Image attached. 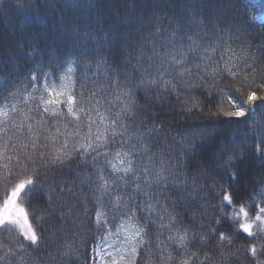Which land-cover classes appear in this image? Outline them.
I'll return each mask as SVG.
<instances>
[{
  "label": "trees",
  "instance_id": "trees-1",
  "mask_svg": "<svg viewBox=\"0 0 264 264\" xmlns=\"http://www.w3.org/2000/svg\"><path fill=\"white\" fill-rule=\"evenodd\" d=\"M52 2L53 0H4L0 3V86L15 91L11 84L19 87L17 78L24 79L30 74H36L39 80L41 74L35 72L37 66L44 71L59 72L66 60L75 59L79 62L74 77L75 92L83 90L85 106L93 105L98 99L101 101L102 111L105 107H110L112 112L118 111L122 105L115 100L116 90L109 81L113 73L118 72L121 83H139L140 73L135 60L139 49H129L133 57L131 60L124 52L106 57L109 61L107 65L99 63L101 57L93 55L92 49L98 47L97 41H102L107 47L108 40L112 38L113 25L119 28L130 15H143L150 7L148 0H55L58 5L77 3L84 6L71 11H62L59 7L54 10L44 7ZM220 3L221 20H226L229 26L223 34V41L209 33L201 49L216 47V51L204 53L201 50L188 54L192 74L186 75L184 79L195 82L196 86L189 89L187 84L177 83L176 92L171 88L165 90L153 87L145 90L134 87L136 109L127 123L130 136L147 134L145 139L154 170H158L162 164L175 166L172 167L174 182L169 183L161 196L169 211H172L175 204V213L183 218V224L197 232H208L210 227L215 226L217 236L219 232L233 236L231 245L225 243L226 256L221 257L216 236L209 233V246L200 249L199 259L203 260V252L207 251L218 264H249L250 254L245 249L248 243L253 242V238L239 233L228 222L231 208L226 203L222 216L219 207L221 196L218 193L221 192V185L228 186L227 191L233 196L234 206L245 203L250 216L254 215L257 207L264 206V197L259 195L264 191V159L254 150L260 136L264 135V103L257 101L256 105H245L254 111L241 121L233 120L226 129L228 134L235 136L237 142L246 141L239 144V150L245 152V157L238 162L241 172L235 181L222 168L223 158L214 159L220 143H228V140L224 129L226 118L212 113L217 111L220 103V88H225L228 95L239 102L245 100L249 90L260 94L258 84L264 81V26L252 17L264 15V0H220ZM167 10L171 11L170 8ZM25 15L42 22L34 26L29 35L22 37L17 30L16 21ZM144 34L147 35V32ZM160 50L164 51L163 48ZM201 55L208 58L200 61L197 58ZM225 62L232 71L239 74L238 81L243 80V73L247 72V81L254 80L255 83L250 88L239 83L233 85L231 77L223 73V80L214 87L209 78L195 68L196 63H201L202 68L207 67L209 72L218 67L222 70ZM249 65L254 66L255 71L248 69ZM53 79L59 83L58 75ZM179 79L177 76V80ZM236 87H241V91L237 92ZM39 95L38 91L32 98H27V92L21 89L13 101L20 109L14 114L16 122L23 120L24 115L29 119L25 121L24 128L13 135L5 157H0V199L3 197V182L6 180L11 187L16 181L15 171L12 177H7V169L3 167L5 163L15 164L14 160L9 162L6 159V156L15 154L11 145L15 144L16 152L21 155L25 151H32L28 123L36 125L40 117H45L44 122L34 127L33 131L38 130L39 143L48 145L49 149L59 147L64 139L63 135H57L55 141L45 139L55 134L57 127L63 131V125L55 124L53 118H48L43 113ZM77 99L79 101L80 97ZM185 100L189 104L198 101L203 112L199 108L189 111L188 105L184 104ZM223 109H230L227 101L223 103ZM67 119L71 120V117ZM149 129L153 131L148 133ZM202 129L207 131L202 133ZM2 143L3 139H0V144ZM24 144L29 147H22ZM193 144L195 147H190ZM259 147L264 148V145ZM143 159L146 164L149 163L147 156ZM40 171L41 175L37 179L43 183L29 196L27 204L33 226L42 239L38 245L31 246L29 242L23 241L18 232L5 226V230H0V264H97L98 256L93 249L98 248L102 238L94 222L96 206L92 203V193L81 182L93 171L92 164L77 156L62 166L47 170L41 168ZM172 180L170 175V181ZM52 187L57 188L58 192L62 190V200L50 206L47 194ZM84 201L88 202L87 213L84 212ZM60 203L65 207L60 208ZM40 214L44 218L38 222L36 217ZM139 215L143 216L144 213ZM218 218L220 224H216ZM119 219L117 215L112 221L113 228ZM148 231L153 240L152 247L147 251L141 250L137 264H160L155 251L156 229L151 223H148ZM255 242L258 245L264 243V236L256 238ZM21 243L25 245L26 251L20 250ZM66 246H71L74 254L64 255ZM190 251L196 249L192 248Z\"/></svg>",
  "mask_w": 264,
  "mask_h": 264
},
{
  "label": "snow or ice",
  "instance_id": "snow-or-ice-1",
  "mask_svg": "<svg viewBox=\"0 0 264 264\" xmlns=\"http://www.w3.org/2000/svg\"><path fill=\"white\" fill-rule=\"evenodd\" d=\"M3 2L4 0H0V3ZM148 5L150 7L143 15H130L119 28L113 25L112 38L108 40L107 47L102 41H97L98 47L92 49L93 55L101 57L99 63L105 65L109 63L106 57L124 52L131 60L133 57L129 49H139V54L135 56L137 71L140 73L139 83L135 85L121 83L118 72L113 73L109 81L116 90L115 100L120 101L122 105L118 111L112 112L110 107H105L102 111L101 101L98 99L93 105L85 106L83 90L80 93L75 92L74 77L79 67V62L75 59L66 60L60 66L59 72L44 71L42 67L37 66L35 72L41 74L39 80L36 74H30L24 79L17 78L19 87L9 82L15 91L0 86V139H3V143L0 144V157H5L13 135L17 130H22L25 121L29 119L24 115V119L17 123L14 115L20 111L17 103L13 101L21 89L27 92V98H32L33 94L39 91L38 99L43 106V113L48 118H53L55 124L63 125V131L57 127L56 133L45 139L55 141L57 135L64 136L59 147L49 149L48 145L40 144L38 130L33 131V128L44 122L45 117L42 116L36 121V125L27 124L31 152L25 151L21 155L16 152V145H11L15 154L6 156V159L9 162L14 160L15 164L5 163L3 167L7 169V177H12L15 171L16 181L11 187L6 180L3 182L0 230H5L7 226V229L18 232L23 241L29 242L31 246L38 245L42 237L33 226L27 200L43 183L37 179L41 175L40 170L62 166L78 156L82 161L92 164L93 171L81 182L87 185L92 193V203L96 206L94 222L97 230L101 232L102 240L107 243V249H112L108 251L102 245L93 249L95 255L99 257V264H137L141 250L147 251L152 247L153 240L149 235L148 223L156 229L155 251L160 264H205V261H208V264H218L207 251L203 252L204 259H199L200 249L209 246V233L216 236L220 256H226L224 246L225 243L228 245L233 243L232 235L219 232L217 236L215 226L210 227L208 232H197L183 224V218L175 213V204L172 211H169L161 196L169 183L174 182L172 167L175 166L168 167L162 164L158 170H154L150 164L151 156L145 139L147 134L138 133L134 137L130 136L127 121L133 117L136 109L134 87L145 90L153 87L165 90L171 88L173 92H176L177 83L187 84L189 89L195 87V82L184 79L186 75L192 74L188 54L201 50L204 53H214L216 47L201 49L206 36L211 33L216 35L219 41H223V34L229 26L226 20H221L220 0H148ZM82 6L84 5L77 3L58 5L55 0L44 5L46 9L54 10L59 7L62 11L65 9L71 11ZM169 8L171 11L167 10ZM60 18L64 19L63 16ZM252 19L259 20L264 26V15L253 16ZM41 22L25 15L16 21V27L23 37L29 35L30 30ZM186 41L189 43H185ZM161 48L164 49L163 52ZM207 58L201 55L197 59L203 61ZM195 68L202 71L214 87L223 80V73L231 77L230 82L233 85L239 83L250 88L251 84L255 83L254 80L247 81V72L243 73L244 79L238 81L239 74L232 71L227 62L224 63L222 70L218 67L209 72L207 67L202 68L201 63H196ZM248 69L255 71L252 65H249ZM196 74L200 75V72ZM57 75L58 84L53 79ZM258 87L261 90L260 94L249 90L243 102L228 95L225 88H220V103L217 111L212 113L222 115L227 120L224 129L228 143L224 141L220 143L214 159L223 158L222 168L233 181L238 179V173L241 172L238 162L243 161L245 157V152L239 150V144L246 141L237 142L235 136L228 134L226 129L233 120L241 121L254 111L245 105H256L257 101L264 103V81L260 82ZM29 88L31 91H28ZM236 91H241V87H236ZM176 94L179 96L178 92ZM225 101L230 106L229 110L223 109ZM184 104L188 105L189 111L199 108L203 112V107L198 101L189 104L185 100ZM67 117H71V120ZM152 131L153 129H149L148 133ZM200 131L204 133L207 130ZM112 145L118 146L111 147ZM259 145H264V135L260 136L258 144L254 146V150L264 159V148ZM22 147L27 148L29 145L24 144ZM190 147L194 148L195 145ZM145 156L149 160L147 164L143 159ZM170 175L173 177L172 181ZM227 187L221 185V192L218 193L221 196L219 205L221 214L224 215L223 207L226 203L231 208V214L227 217L228 222L234 225L239 233H243L247 238H253V242L248 243L245 249L246 253L250 254L249 264H264V243L258 245L255 242L256 238L264 236V206L257 207L254 215L250 216L245 203H240L238 207L234 206L233 196L227 191ZM259 195L264 197V191ZM61 200L62 190L58 192L55 187L48 189L47 202L50 206ZM58 206L65 207L63 203ZM52 210L55 211V208ZM87 211L88 202L84 201V212ZM141 212L144 213L143 216L139 215ZM117 215L120 219L114 226V231L112 221ZM43 218V214L36 217L38 222ZM216 224H220L219 218ZM200 227L203 229V225ZM108 236L123 238L119 239V246H114L115 242L109 241ZM19 247L21 251H26L23 243ZM192 248L196 251H190ZM72 254L74 249L66 246L64 255Z\"/></svg>",
  "mask_w": 264,
  "mask_h": 264
},
{
  "label": "rangeland",
  "instance_id": "rangeland-1",
  "mask_svg": "<svg viewBox=\"0 0 264 264\" xmlns=\"http://www.w3.org/2000/svg\"><path fill=\"white\" fill-rule=\"evenodd\" d=\"M259 21V20H258ZM113 230L115 231V228H113ZM123 237L121 236L119 239H122ZM107 239L109 241H114L115 244L114 246H119V239H117L116 237L114 236H108ZM99 245H102L105 249H107V243L104 242V240L101 241V243ZM108 251H112V249H107ZM107 258V257H106ZM97 264H99V257L97 259Z\"/></svg>",
  "mask_w": 264,
  "mask_h": 264
}]
</instances>
